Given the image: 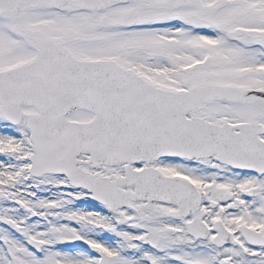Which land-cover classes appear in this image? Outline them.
<instances>
[{
	"label": "snow or ice",
	"instance_id": "6c2138e0",
	"mask_svg": "<svg viewBox=\"0 0 264 264\" xmlns=\"http://www.w3.org/2000/svg\"><path fill=\"white\" fill-rule=\"evenodd\" d=\"M0 264H264V0H0Z\"/></svg>",
	"mask_w": 264,
	"mask_h": 264
}]
</instances>
